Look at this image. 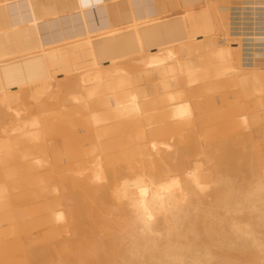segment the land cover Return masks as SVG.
<instances>
[{"label": "bare ground", "instance_id": "6f19581e", "mask_svg": "<svg viewBox=\"0 0 264 264\" xmlns=\"http://www.w3.org/2000/svg\"><path fill=\"white\" fill-rule=\"evenodd\" d=\"M0 264H264V0H0Z\"/></svg>", "mask_w": 264, "mask_h": 264}]
</instances>
